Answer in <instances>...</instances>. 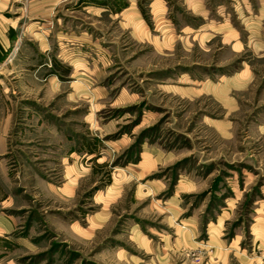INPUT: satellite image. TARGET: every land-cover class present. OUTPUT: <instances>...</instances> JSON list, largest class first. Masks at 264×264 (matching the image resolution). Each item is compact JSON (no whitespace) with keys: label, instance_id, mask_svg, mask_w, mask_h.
<instances>
[{"label":"rangeland","instance_id":"obj_1","mask_svg":"<svg viewBox=\"0 0 264 264\" xmlns=\"http://www.w3.org/2000/svg\"><path fill=\"white\" fill-rule=\"evenodd\" d=\"M56 7L10 21L0 264H264V0Z\"/></svg>","mask_w":264,"mask_h":264},{"label":"crops","instance_id":"obj_2","mask_svg":"<svg viewBox=\"0 0 264 264\" xmlns=\"http://www.w3.org/2000/svg\"><path fill=\"white\" fill-rule=\"evenodd\" d=\"M71 3L78 8L84 7L85 9L96 10L97 7H100L104 12L110 11V9L122 12L130 7L131 4L137 3V0H0V27L2 29L0 31V82L10 83L13 81V83L18 82L23 85H30L38 81L37 76L33 75V72L29 70L32 64L31 58H29L30 55L27 56L25 54L28 49H23L22 45L25 44H21L19 41L24 39L33 43L37 36H41V33L36 31L33 36L32 33L27 35L21 32L16 36L14 34L15 28L10 21H17L23 18L26 20H42L56 10V6L59 4L58 20L60 22L64 15L61 11H67L64 6ZM70 10L71 13H74V8L71 7ZM17 44H20L18 49H16ZM42 44L44 43L35 45L40 53L47 47L45 44L44 47H41ZM41 67L42 65L40 64L37 69ZM35 72L38 71L36 70ZM51 78L52 75L47 76V80ZM2 137L1 135L0 155L5 151V147L2 148ZM3 167L4 163L0 160V172H3Z\"/></svg>","mask_w":264,"mask_h":264}]
</instances>
